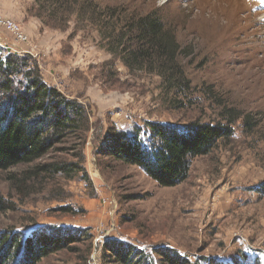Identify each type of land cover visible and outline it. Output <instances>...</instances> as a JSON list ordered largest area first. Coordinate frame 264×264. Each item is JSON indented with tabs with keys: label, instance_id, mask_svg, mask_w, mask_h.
I'll return each instance as SVG.
<instances>
[{
	"label": "rangeland",
	"instance_id": "rangeland-1",
	"mask_svg": "<svg viewBox=\"0 0 264 264\" xmlns=\"http://www.w3.org/2000/svg\"><path fill=\"white\" fill-rule=\"evenodd\" d=\"M32 1L0 0V9L17 18L0 15L23 29L43 80L90 113L82 165L91 184L79 179L47 187L36 183L23 195L11 191L0 173V198L9 208L0 212V231L54 226L91 234V247L71 244L38 264H99L107 239L148 251L171 248L191 261H233L245 249L264 262V194L258 190L264 184V0H101L128 14L157 11L175 32L190 54L181 62L198 98L197 107L180 111L163 102L157 77L128 74L98 47L97 34L89 28L71 23L64 32L38 27L28 35L24 26L34 19L27 14ZM210 87L216 98L258 121L253 135L237 124L232 142L193 161L187 180L174 188H159L133 166L107 161L101 168L96 139L111 127L128 132L146 123L183 128L196 119L217 118L205 94ZM73 144L61 147L70 150ZM67 152L51 158L75 162L76 151Z\"/></svg>",
	"mask_w": 264,
	"mask_h": 264
},
{
	"label": "trees",
	"instance_id": "trees-1",
	"mask_svg": "<svg viewBox=\"0 0 264 264\" xmlns=\"http://www.w3.org/2000/svg\"><path fill=\"white\" fill-rule=\"evenodd\" d=\"M27 14L41 28L49 30L64 32L71 23L78 29L89 28L97 34L98 47L117 60L128 74L157 77L161 99L169 108L180 111L197 107L195 88L181 62L190 54L181 47L159 12L128 14L122 8L102 4L101 0H33ZM211 89L207 88L205 94L217 109V118L213 120L196 119L183 128L153 123L130 132L109 128L104 137L96 139L95 156L101 168H106L110 161L133 166L159 188H174L187 180L193 161L232 142L237 124L243 133L253 135L258 121L216 98ZM90 130L86 107L48 85L35 60L0 48V173L5 174L11 191L25 195L33 191L36 183L47 187L56 180L79 179L90 186L91 180L82 165ZM68 142L73 144L70 150L61 147ZM72 150L76 151L75 162L51 158ZM258 190L264 194V184ZM8 209L0 198V212ZM61 211L75 214L70 208ZM91 240L87 229L46 226L26 233L0 231V264H38L71 244L88 242L91 247ZM99 261V264H264L259 256L245 249L239 250L233 261H191L171 248L148 251L115 239L103 242Z\"/></svg>",
	"mask_w": 264,
	"mask_h": 264
},
{
	"label": "built area",
	"instance_id": "built-area-1",
	"mask_svg": "<svg viewBox=\"0 0 264 264\" xmlns=\"http://www.w3.org/2000/svg\"><path fill=\"white\" fill-rule=\"evenodd\" d=\"M3 35L10 37V41L8 43L3 41ZM28 44V37L23 32L21 26L0 15V48L17 56L29 55L31 57H35V52H32L30 48L26 47ZM107 204L111 205V202L108 201Z\"/></svg>",
	"mask_w": 264,
	"mask_h": 264
},
{
	"label": "crops",
	"instance_id": "crops-1",
	"mask_svg": "<svg viewBox=\"0 0 264 264\" xmlns=\"http://www.w3.org/2000/svg\"><path fill=\"white\" fill-rule=\"evenodd\" d=\"M7 0H3V2H6ZM9 1H13V0H9ZM0 12L4 13L6 16H14L13 19L17 18L16 15H12L10 14L7 10L4 9H0ZM22 20H24V17L21 16ZM17 20V19H16ZM41 27L40 23L32 18H28L27 23H25L24 26V30L25 32L30 35L31 37L34 35L33 33L35 32V29ZM3 41L5 43H8L10 41V37H8L7 35H3Z\"/></svg>",
	"mask_w": 264,
	"mask_h": 264
},
{
	"label": "bare ground",
	"instance_id": "bare-ground-1",
	"mask_svg": "<svg viewBox=\"0 0 264 264\" xmlns=\"http://www.w3.org/2000/svg\"><path fill=\"white\" fill-rule=\"evenodd\" d=\"M230 12V11H229ZM236 15V14H235ZM247 17V16H246ZM230 18V21L228 22L229 23V25H231V27H233L234 26V22H235V20L234 19H236L235 17H234V14L232 15V16H230L229 17ZM215 19V18H214ZM238 19V18H237ZM243 20V19H242ZM245 32V31H244ZM252 48V47H251ZM249 49V48H248ZM254 52V51H253ZM256 52V51H255Z\"/></svg>",
	"mask_w": 264,
	"mask_h": 264
}]
</instances>
